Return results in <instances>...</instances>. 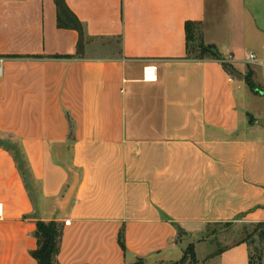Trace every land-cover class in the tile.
<instances>
[{
	"label": "crops",
	"instance_id": "obj_1",
	"mask_svg": "<svg viewBox=\"0 0 264 264\" xmlns=\"http://www.w3.org/2000/svg\"><path fill=\"white\" fill-rule=\"evenodd\" d=\"M65 3L80 54L54 0H0V140L17 144L33 188L0 145V264H37V219L63 223L58 264H161L178 227L200 261L249 264L239 229L264 224V103L262 117L246 106L264 80L243 57L264 47V0ZM187 21L255 90L186 51Z\"/></svg>",
	"mask_w": 264,
	"mask_h": 264
},
{
	"label": "trees",
	"instance_id": "obj_2",
	"mask_svg": "<svg viewBox=\"0 0 264 264\" xmlns=\"http://www.w3.org/2000/svg\"><path fill=\"white\" fill-rule=\"evenodd\" d=\"M56 6V20L60 28H70L74 29L78 33L77 41V53L80 54L83 50V32L82 26L76 16L71 12L65 3V0H54ZM197 27L195 22L187 21L184 25L185 30V48L188 53L191 51H196V57L199 59L212 58L219 60L226 70V72L231 76L243 77L247 86L251 90H255V85L251 79V72L249 71L245 75L236 70L230 62L222 61L225 59L219 52L214 44H204L198 38ZM55 58L69 57V55H53ZM253 120V119H250ZM0 145L8 148L10 151L11 147L8 145L7 141L0 140ZM20 152V151H19ZM13 153V152H12ZM14 157L18 161V165L22 174L24 176V182L26 187L33 191L31 182L28 178V174L25 171V166L20 157L14 154ZM259 224V223H258ZM262 224V223H260ZM264 225V224H263ZM178 236L183 233V231L178 227ZM63 233V223L56 220H41L37 219L35 222V230L33 235L36 239V248L29 252L30 256L37 262V264H58L57 255L60 248V240ZM245 239V238H244ZM246 240V239H245ZM118 243L123 250L126 249L124 242V229L122 228L118 234ZM219 252V251H218ZM189 258L190 262L195 264L197 262V257L195 253V247L193 243H189L183 250L182 257L175 262L169 264H183L184 261ZM139 262V261H138ZM136 262V263H138ZM262 262V254L258 257V264ZM249 264H254L251 255L249 256Z\"/></svg>",
	"mask_w": 264,
	"mask_h": 264
},
{
	"label": "rangeland",
	"instance_id": "obj_3",
	"mask_svg": "<svg viewBox=\"0 0 264 264\" xmlns=\"http://www.w3.org/2000/svg\"><path fill=\"white\" fill-rule=\"evenodd\" d=\"M252 79V78H251ZM248 95V99H247V109L250 111V113L254 114L256 117H262L263 113L262 112H255L256 108H260L262 106V104L264 103V98L261 95H254L252 93L247 94ZM8 145H10L11 150L14 154H16L17 156L20 157V152L18 149V146L15 142H13L12 140H7ZM25 171L27 173V169L26 167ZM232 227L224 224L221 226H215L213 230H220V232H226L228 230H231ZM239 229V228H238ZM240 236L245 238L247 240V242L250 245V255L252 257V260L254 262V264H258V257L260 256V254H263L264 252V225L263 224H244L243 226H240ZM180 240H178L180 242L181 245H177L173 248L170 249L169 251V255L165 257L163 263L161 264H169L175 261H178L182 254L183 251H181V248L183 246H187V238L185 234H181L179 235ZM219 239L218 237H214L212 239V243H208L206 245H201L198 247L197 253H198V257L202 258V256L205 254H208V252H210L211 250H213L214 245L217 243L216 240ZM203 262V263H202ZM142 261H139L136 264H142ZM147 264H158L155 261H149ZM183 264H192L190 262V259L187 258ZM194 264V263H193ZM195 264H216V260H209L206 259L205 261H200L199 259H197V262ZM261 264H263L261 262Z\"/></svg>",
	"mask_w": 264,
	"mask_h": 264
},
{
	"label": "built area",
	"instance_id": "obj_4",
	"mask_svg": "<svg viewBox=\"0 0 264 264\" xmlns=\"http://www.w3.org/2000/svg\"><path fill=\"white\" fill-rule=\"evenodd\" d=\"M222 61L229 62V58L223 59ZM243 62L249 67L260 68L264 80V47L260 52L246 50L244 53Z\"/></svg>",
	"mask_w": 264,
	"mask_h": 264
},
{
	"label": "water",
	"instance_id": "obj_5",
	"mask_svg": "<svg viewBox=\"0 0 264 264\" xmlns=\"http://www.w3.org/2000/svg\"><path fill=\"white\" fill-rule=\"evenodd\" d=\"M257 123L259 125H262L264 126V120H258ZM77 182H78V176L76 174H73V179L71 181V183L69 184L66 192L64 193L63 195V198L59 204V208L61 210H64L66 208V206L68 205L73 193H74V190L76 188V185H77Z\"/></svg>",
	"mask_w": 264,
	"mask_h": 264
}]
</instances>
